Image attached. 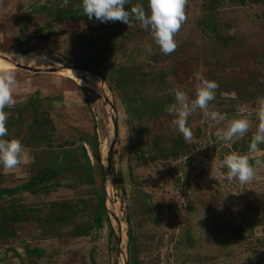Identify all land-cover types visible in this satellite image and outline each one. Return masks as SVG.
Returning <instances> with one entry per match:
<instances>
[{
	"label": "rangeland",
	"instance_id": "obj_1",
	"mask_svg": "<svg viewBox=\"0 0 264 264\" xmlns=\"http://www.w3.org/2000/svg\"><path fill=\"white\" fill-rule=\"evenodd\" d=\"M81 9L82 0H69L67 5L63 0H0V66L10 69L17 82L16 104L5 108L8 120L16 121L10 130L7 120V137L19 139L27 153V162L16 168L0 165V189L31 179L47 160L48 142L55 151L83 145L95 165L85 142L95 134L114 236L109 237L106 224L80 238L70 237L72 226H45L47 215L59 212L65 202L83 203L80 216L85 219L95 206L97 196L87 187L67 188L76 183L68 176L60 181L64 186L50 193L38 190L0 201L5 211L10 207L42 211V220L23 221L14 226L13 237L0 240V264H93L92 260L124 264L127 218L142 245L143 264H264V152L250 156L256 178L247 184L219 174L227 171L219 167L226 154L249 153L258 124L255 113L250 112L252 126L242 139L225 142L217 141L215 132L226 121L211 122L198 110L188 118L193 139L186 142L171 123L172 116L139 119L133 113L135 103L114 94L104 79H112L114 86L116 72L125 68L147 82L145 95L171 98L174 103L171 90L177 86L194 98L193 76L200 73L219 84L211 109L228 119L238 107L254 109L256 100L250 93H264L258 89H264V0H187V19L174 37L178 47L170 55L160 52L150 30L138 21L131 27L120 21L102 23L84 16ZM72 12L80 18L68 19ZM204 24L216 30L206 34ZM105 32H112V42L100 41L90 50L86 41L94 42ZM221 35L230 40L226 48L216 42ZM148 46L156 55L149 54ZM97 53L100 60L94 58ZM217 61L220 70L213 67ZM84 62L98 72H86L80 65ZM21 64L42 71H27L18 67ZM253 80L254 85L249 82ZM30 99L38 100L34 109L28 108ZM45 119L47 125L36 130ZM178 139L186 145L185 156L173 159L159 151L162 146L170 149ZM259 148L264 150V144ZM213 161L216 179L211 177ZM95 181L98 190V172ZM115 218L121 224L120 244ZM25 248L42 249L43 255L27 257Z\"/></svg>",
	"mask_w": 264,
	"mask_h": 264
},
{
	"label": "trees",
	"instance_id": "obj_2",
	"mask_svg": "<svg viewBox=\"0 0 264 264\" xmlns=\"http://www.w3.org/2000/svg\"><path fill=\"white\" fill-rule=\"evenodd\" d=\"M248 2H258L259 0H242ZM140 3L144 6L146 12L148 11V0H130L129 5H125V10L130 11V7L134 4ZM83 11V9H81ZM85 16V15H84ZM84 18L83 16H81ZM68 19H79L80 16L78 13L72 12L68 13ZM203 31L206 34H212L216 29L209 25L203 26ZM113 35L112 32L104 33L99 39L95 40L94 42L86 41L89 44V49L91 50L94 46L100 41H106V43L112 42ZM229 39L225 38L221 35L217 38L216 42L219 43L222 47L226 48L229 44ZM87 44V43H86ZM29 52H23L21 54H28ZM98 56H94L95 59L100 60L101 54L97 53ZM156 55V54H155ZM158 59V58H157ZM155 59V61H157ZM219 62L217 61L214 64V68L220 70L222 65H218ZM79 65V64H78ZM83 68L92 71L98 72L97 67H90L87 63L80 64ZM226 68V65H225ZM121 70L116 72V76L114 81V86L109 79L105 78L106 81L112 86L113 93L118 95L122 94V98H130L135 103L133 113L139 119L147 118V117H157L159 115L167 114L164 110L166 106L172 104L171 98H158L156 96H148L145 95V88L147 82L140 76L139 79H135L134 77L137 73L128 72L125 68H120ZM101 74V73H100ZM99 76V74H98ZM255 80V79H254ZM249 81L250 84L254 85L255 81ZM260 91H264L263 88L258 86ZM130 94V95H129ZM263 92L254 91V93H250V98L256 100L258 96L263 95ZM37 99H30L28 108L34 109L35 105L37 104ZM7 110V109H5ZM33 119L36 116L35 111L32 110ZM10 122V123H9ZM48 119H45L42 123H38L36 125V130L41 129L43 126H46ZM9 126L8 128L14 127L16 123L15 120L9 119L8 120ZM43 124V125H42ZM34 130V129H33ZM9 131V130H8ZM35 131V130H34ZM37 132V131H35ZM36 136V133L34 134ZM47 135H44V138ZM47 138V137H46ZM6 139H12L6 137ZM86 144L90 147L92 151L93 158L95 159V165L91 164L90 159L86 155V151L83 145H79L78 147H74L73 144L68 145V147L62 148L60 151H55L51 149V144L47 143V160L45 163L38 168L36 174L29 179L28 181L24 182L18 187L12 189H0V201L5 199H13L22 194H36L38 190L45 191L46 193L52 192L55 188L62 187L64 185L60 184L61 180L69 178L68 176L72 177L75 184L68 185L69 189L75 190L76 188L87 187L90 192H94L97 196L95 201V206L89 211L87 218L81 217L80 214L83 212V203L75 202H65L61 205L62 209L59 212H55L54 215H47L45 221V226L59 225L61 229L62 227H69L72 226L71 235L72 238H80V237H88L93 233H97L104 228V225H107L109 237L114 236L113 228L109 222L108 211L105 206V193H104V186H103V165L101 163L100 158V151H99V142L97 136L94 134L90 139L85 141ZM159 151L161 153L166 154V156L173 157V159L178 158L179 156H185L187 153L186 145H184L183 139H178L173 142V147L167 149L165 146L159 147ZM81 159V160H80ZM190 161V160H189ZM98 169L99 175V184L100 188L96 189V181L95 177L97 176V172H95V168ZM120 180H122L120 178ZM74 186V187H72ZM40 188V189H39ZM150 211L153 213V206L148 202L147 203ZM42 211L38 209L26 208L21 207L16 209L15 207H10L9 210L5 211V209H1L0 206V240H5L7 238H11L14 236L13 228L14 226L22 223L23 221H27L28 219H35V220H42V217L39 216ZM155 215V213H153ZM84 218L80 223H76L75 219ZM126 224L128 229L126 231L127 235V264H143L140 256H141V247L142 245L138 244L137 237L133 234L130 228V221L127 218ZM189 243L192 242L191 239L188 241ZM24 252L27 257H34L40 258L43 255V250L38 248H25ZM93 264L95 262L92 260Z\"/></svg>",
	"mask_w": 264,
	"mask_h": 264
},
{
	"label": "clouds",
	"instance_id": "obj_3",
	"mask_svg": "<svg viewBox=\"0 0 264 264\" xmlns=\"http://www.w3.org/2000/svg\"><path fill=\"white\" fill-rule=\"evenodd\" d=\"M69 0H63L67 5ZM130 0H82L85 16L89 19L107 23L120 21L131 27L133 21H138L145 31L151 33L152 39L164 55L173 53L178 44L175 35L179 32L182 24L186 21L185 8L187 0H148V11L140 3L125 10ZM231 32V30H230ZM149 54H155L150 46L146 49ZM194 98H190L185 90L177 86L171 90L174 95V103L165 107L168 115L172 116L171 123L176 127L184 140L189 142L193 139V133L188 126V118L198 110L203 116L219 124L226 121L225 127L218 128L215 132L217 141L233 142L242 139L250 130L252 121L249 119L250 112H254L258 124L252 134L249 144V153L241 154L233 151L226 154L220 161V169H226L227 180L238 181L240 185L247 184L256 178V170L250 161L252 154L259 155L264 150L259 145L264 144V95L258 96L254 109L246 105L237 108L236 114L228 119L224 114L210 108V103L215 100L219 84L206 79L200 73L193 76ZM14 73L10 69L0 66V165L5 170H11L27 162V153L21 141L16 138L5 139L8 136L7 120L8 113L5 108H12L16 104L14 90L16 87ZM257 164L260 161H256ZM218 172L212 162L211 177L216 179Z\"/></svg>",
	"mask_w": 264,
	"mask_h": 264
},
{
	"label": "water",
	"instance_id": "obj_4",
	"mask_svg": "<svg viewBox=\"0 0 264 264\" xmlns=\"http://www.w3.org/2000/svg\"><path fill=\"white\" fill-rule=\"evenodd\" d=\"M18 67L21 68V69H25L27 71L35 72V73L42 71V70H39V69H31V68H28V67H20V66H18ZM74 68H76V67H74ZM86 72H89V71L86 70ZM106 102L112 109H114L113 105L108 100ZM114 131H115V137H116L117 129H116V124L115 123H114ZM113 146H114L113 144L110 146V149L108 150V153H107L106 163H108V166H109V162H110V159H111ZM114 220L116 221V224H117V227H118V235H119L118 243L120 244L121 240H122V237H121V224H120L118 219L115 218ZM124 264H127V262L125 261Z\"/></svg>",
	"mask_w": 264,
	"mask_h": 264
},
{
	"label": "bare ground",
	"instance_id": "obj_5",
	"mask_svg": "<svg viewBox=\"0 0 264 264\" xmlns=\"http://www.w3.org/2000/svg\"><path fill=\"white\" fill-rule=\"evenodd\" d=\"M22 65V64H21ZM23 67H25V65H22Z\"/></svg>",
	"mask_w": 264,
	"mask_h": 264
}]
</instances>
